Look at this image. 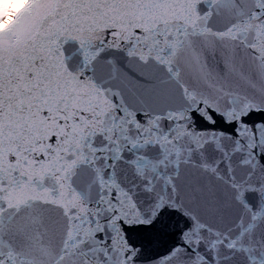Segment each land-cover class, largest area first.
<instances>
[{
    "label": "snow or ice",
    "instance_id": "1",
    "mask_svg": "<svg viewBox=\"0 0 264 264\" xmlns=\"http://www.w3.org/2000/svg\"><path fill=\"white\" fill-rule=\"evenodd\" d=\"M0 264H264V0H0Z\"/></svg>",
    "mask_w": 264,
    "mask_h": 264
}]
</instances>
